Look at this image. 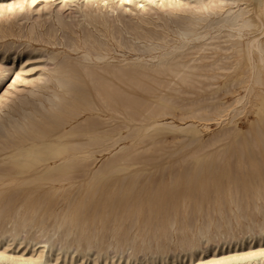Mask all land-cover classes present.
Returning <instances> with one entry per match:
<instances>
[{
	"label": "bare ground",
	"instance_id": "bare-ground-1",
	"mask_svg": "<svg viewBox=\"0 0 264 264\" xmlns=\"http://www.w3.org/2000/svg\"><path fill=\"white\" fill-rule=\"evenodd\" d=\"M36 1H0V89L13 72L10 64L34 55L41 65L37 79L27 82L30 90L0 97V264H166L181 254L187 261L180 264H264V217L257 219L264 208V0L252 9L245 0H54L33 8ZM221 35L225 47L214 45ZM9 37L18 44L3 43ZM117 50L121 58L113 56ZM189 54L198 58L184 62ZM214 71L245 84L234 107L195 110L213 115L201 121L220 129L214 145L230 141L227 151L194 153L169 176V185L162 176L154 186L141 182L152 177L148 170L111 181L124 171L120 160L91 174L90 149L103 144L107 151L121 138L105 129L106 122L70 128L82 114L102 111L91 95L111 113H120L116 105L130 112L133 122V102L118 96L117 85L131 89L139 77L213 80ZM253 107L259 123L233 132L236 119ZM172 111L162 105L158 116L189 115ZM148 120L135 140L166 130L207 149L194 122L180 127ZM244 149L250 153L238 156ZM141 191L147 197L135 198ZM211 206L221 220L224 209L245 216H235V225L214 219L213 238L197 232L177 240L175 251L163 246L168 231L187 226L188 211L195 223L204 219L210 226ZM210 251L213 256L200 257Z\"/></svg>",
	"mask_w": 264,
	"mask_h": 264
},
{
	"label": "rangeland",
	"instance_id": "rangeland-1",
	"mask_svg": "<svg viewBox=\"0 0 264 264\" xmlns=\"http://www.w3.org/2000/svg\"><path fill=\"white\" fill-rule=\"evenodd\" d=\"M1 1V0H0ZM54 0H37L33 6L37 8H42L46 3L48 4H57V2H53ZM246 4L249 5V8H254L256 0H245ZM261 7V6H260ZM245 37L244 39H247ZM219 39V40H218ZM217 40L214 41V45H220L221 47H225L224 44V36L221 35ZM16 42L15 38L9 37L4 40L3 43H11ZM24 41L22 40L21 44L24 45ZM32 46L34 49H40L39 44L33 43ZM23 52H28L29 49L26 47H21ZM48 51H52V48H48ZM114 53V57L121 58L119 51ZM201 56L204 54H200ZM209 56V53L206 54ZM31 60L29 62H25V57L19 60V62L15 65L10 64L11 68L13 67V72L10 75L9 81L6 82L5 86L0 89V97L5 95L4 93L8 91L9 95L15 94L20 95L24 94L25 91L30 90L31 87L27 84L33 79H37L40 70V63L38 62L37 56L32 55ZM197 59V55L189 54V58L184 60V62H189L188 60ZM219 59L218 55H214V61ZM148 60V58H147ZM213 60H207V63H211ZM9 64V63H7ZM227 64V62H224ZM191 65V64H190ZM222 65V64H219ZM215 78L205 79L189 76L186 82H180L177 79H171L169 77H158L156 79H143L138 78L133 85V88H128L125 85H117L119 88L118 96H122L123 98L132 101V109L136 112L134 121L130 122V112H126L122 107L118 108V106H114L117 108L120 113H111L110 111L104 109L102 104L99 102V99L96 98L95 95H91L93 97V101L99 107H102V111L95 112L93 115L89 113H84L79 116L76 120L73 121L70 128L84 127L87 123H91V121H100L106 122L105 129L112 130L121 135V138H116L118 143L107 149V151H103V144L100 147L91 148L92 159L90 161V171L91 174H95L99 171L107 170L111 162L116 160H120L119 165L124 169L123 173L118 174L116 177L111 178V181L121 180L122 177L128 176L134 172L145 171L148 170L151 172L152 177L145 180L144 177L140 178L141 182H145L146 184H152L153 186L159 181L162 176V180L165 181L166 185L171 184V179L169 176L173 175L175 171L179 168L180 165H183L184 162L191 161V158L194 153L196 154H214L215 151H227L228 148L225 147L230 141L223 142L221 144L214 145V134L220 131L219 128L214 127L213 122H204L201 121L203 119L213 118V115L199 114V112L195 111L198 108L208 107L207 112L213 111V105L221 106L222 109H228L234 107V102L244 96V82H233V79L230 77H222L224 75L220 71H214ZM227 74V73H225ZM19 76L20 80L17 86L11 88L13 80ZM90 89L92 87L89 85ZM113 87V86H112ZM256 91L258 88L256 87ZM133 91V93H132ZM255 91V92H256ZM147 92V93H146ZM145 93V94H144ZM253 104L256 103L255 99H251ZM163 103V104H162ZM167 105L171 108L172 112H181L183 114H189L187 117H179L174 118L172 116H158L162 111V105ZM113 107V106H112ZM248 109V108H247ZM250 109V108H249ZM253 107L251 113L249 115L238 117L237 124L232 127V131L234 130H246L248 129V123L253 125H257L259 123L255 114H253ZM195 111L190 115L191 112ZM148 119L152 120H160L165 123H173L175 126L182 127L184 124H188L190 122H194L198 127V132L200 136L201 143L207 147L206 150H198V145L196 143L192 144L191 139L188 137L170 131H159L155 132L156 135L153 138H145V139H134V134L136 132H140L139 129L144 128L148 124ZM247 119V120H246ZM264 124V121L260 123ZM205 128L209 130L206 131ZM69 130V128L67 129ZM143 137V133H139ZM150 134H153V131H150ZM182 136V137H181ZM191 137V136H190ZM242 139L245 137H241ZM240 137L238 140L241 139ZM249 137H247L248 139ZM140 141V143H138ZM242 140H240L241 142ZM138 143V144H137ZM106 145L109 147L112 145L111 142H107ZM106 147V146H105ZM226 148V149H225ZM102 151V152H100ZM223 152V153H224ZM250 153L248 149H244L238 152V156H242L244 154ZM195 154V155H196ZM236 156L232 155L231 159H235ZM248 164V163H247ZM163 169L162 175H160V170ZM146 171V172H148ZM216 173V171H214ZM145 180V181H144ZM76 187L71 189L74 191ZM171 186L163 187L161 189L162 192H167ZM148 193L141 191L135 195V198L145 199ZM220 203V201H219ZM242 208L244 204H241ZM212 210L209 211V216L213 219L212 224L209 226L208 223L204 221V219L200 220V222L195 223L194 219H192L191 214L192 211H188L187 218V226H181L178 224L166 233V237L163 238L162 244L166 248H171V250H176L177 240L184 238H191L197 234V232H203L206 238H213L214 236V219L215 224H225L228 221L235 225L233 218L235 216L243 217L245 216L244 212H240L234 209L232 212H228L224 209L223 220H221V216L218 214V210L214 212V207L211 206ZM260 213L258 214V220L264 217V208L259 206ZM243 224L246 223L245 220H241ZM186 229L184 235L179 231L182 229ZM125 232H128L130 229L129 224L125 227ZM176 230V231H175ZM133 234L130 233L128 235V239L131 240ZM108 240V239H106ZM139 240L137 241V243ZM254 243H252V247ZM135 245V244H134ZM214 248V245H212ZM226 249V248H225ZM225 249L221 252H225ZM19 249L17 252H19ZM11 251V250H10ZM29 250L26 251V254ZM219 250L216 252L218 254ZM214 255V251H210L208 253L200 254L202 258H208ZM184 254H181L180 259H176L173 262H167L166 264H180L181 262H186L187 258L183 257ZM183 257V258H182ZM198 256H195L194 259H197ZM92 261H88L87 263H91ZM111 264V262H107V264ZM115 263V261H114ZM123 261L117 262L115 264H122ZM98 264H104L102 260H99ZM130 264H133L132 262ZM139 264V263H134ZM158 264V262L156 263Z\"/></svg>",
	"mask_w": 264,
	"mask_h": 264
}]
</instances>
